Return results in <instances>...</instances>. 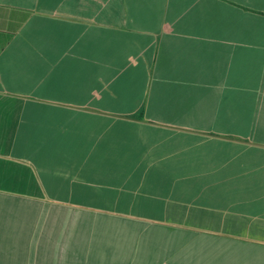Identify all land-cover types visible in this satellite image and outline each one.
Instances as JSON below:
<instances>
[{"label":"crops","instance_id":"0c3cea01","mask_svg":"<svg viewBox=\"0 0 264 264\" xmlns=\"http://www.w3.org/2000/svg\"><path fill=\"white\" fill-rule=\"evenodd\" d=\"M0 264H264V0H0Z\"/></svg>","mask_w":264,"mask_h":264},{"label":"trees","instance_id":"16d2710c","mask_svg":"<svg viewBox=\"0 0 264 264\" xmlns=\"http://www.w3.org/2000/svg\"><path fill=\"white\" fill-rule=\"evenodd\" d=\"M129 117H139V118H142L143 117V112H141L139 114H135V115H130Z\"/></svg>","mask_w":264,"mask_h":264}]
</instances>
